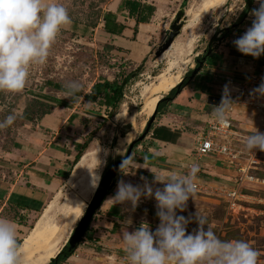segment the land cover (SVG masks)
<instances>
[{
	"label": "rangeland",
	"instance_id": "rangeland-1",
	"mask_svg": "<svg viewBox=\"0 0 264 264\" xmlns=\"http://www.w3.org/2000/svg\"><path fill=\"white\" fill-rule=\"evenodd\" d=\"M121 1L59 0L68 9L72 23L58 33L45 63L32 66L26 86L21 92H0V121L10 114L16 116L12 126L0 130V177L10 182L8 193L0 190V202L1 198L7 197L28 207L23 211L25 220L12 221L17 229V237L21 240L39 219H44L41 224L43 232L51 240L57 241L61 250L85 214L106 167L124 158L131 143L147 129L152 114H146L143 105L150 96L152 86L159 81V75L163 73L168 77L181 73L183 78L186 72L195 68L196 57L202 55L209 46L215 30L218 28L223 31V28L237 23L246 3V0H222L221 3L208 5L207 0H141L155 5L157 13L149 24L141 25L139 32L134 34L132 28L135 20L127 12L118 11ZM252 10L239 25L232 28L226 38L220 32L212 48L219 52L222 50L223 53L229 50L228 58L234 55L231 52L233 41L243 35L237 34L235 30L249 23L250 26L243 28L244 33L251 27L250 20L254 19L250 15ZM108 11L117 13L118 19L132 30H126L119 36L108 34L104 30L103 19ZM171 37V43L165 49ZM215 57L212 63L219 60L218 56ZM261 57L264 59V55ZM207 62L210 63V59ZM140 65L141 71L125 86L124 98L113 114L109 113L111 107H106L101 100L92 102L85 97L99 78L121 81ZM49 80L62 85L70 81L79 82L82 94L69 97L68 93L50 86ZM42 102L48 103L51 108L40 104ZM46 108L50 112L44 115L42 112ZM248 112L246 120L235 118L234 129L237 133L226 140L239 152L240 163L246 167L249 166L252 152L245 149L244 138L255 129L264 133L262 113L257 110ZM73 113L78 115V121L67 128L64 120ZM131 129L132 135L127 136L126 132ZM146 136L138 146L133 147L131 154L136 161L140 160L139 151L146 148ZM88 137H91L89 146L83 151L88 154L82 155V159L69 170L67 177L63 176L64 180L59 184L30 177L27 173L26 166L30 163L44 161L56 165V161L59 162L56 156L58 151L71 149L76 139L84 142ZM32 139L43 141L42 152H36L29 158L26 154H32L35 148ZM253 158L255 162L245 171L239 170V159L230 163L225 158L222 160V166L226 168L223 172L216 174L210 168L207 172L202 170L205 173L200 175L203 186L209 183L214 191L216 188L238 191L234 203L230 197L212 192L211 189L200 190L189 199L186 209L177 214L189 217L194 216L196 211L200 212L219 238L249 242L259 252L257 264H264V151L255 150ZM54 159L56 161L53 162ZM151 163L155 165L154 171L164 170L160 163ZM136 170L135 167L125 168L123 172L128 173L125 174L119 169L114 179L113 195L120 180L143 185L142 175L132 174ZM244 173L248 177L243 176ZM144 178L151 182L153 174H146ZM156 187L162 188L163 185H154V190ZM1 205L0 218H5ZM115 205L120 206L117 211L112 210V201H104L94 214L89 228L90 233L102 236L108 234L105 233V230H109L104 225L106 222L120 225L119 229L117 226L110 230L106 239L86 235L88 239H82L83 242L72 255H79L80 259L87 250H96L99 258H93L94 262L123 264L126 252L122 232L126 229L131 232L142 223L148 225L154 222L156 218L150 212L157 211L156 201L154 198H142L134 210L131 204ZM155 222H159V219ZM197 227L195 222L190 223L187 233ZM86 240L87 243H84ZM34 247V254H38L39 251ZM20 257L21 264H25L23 255ZM68 262L74 264L78 259Z\"/></svg>",
	"mask_w": 264,
	"mask_h": 264
},
{
	"label": "clouds",
	"instance_id": "clouds-1",
	"mask_svg": "<svg viewBox=\"0 0 264 264\" xmlns=\"http://www.w3.org/2000/svg\"><path fill=\"white\" fill-rule=\"evenodd\" d=\"M257 3L259 7L251 13V27L233 41L240 53L253 58L264 55V0ZM71 23L68 9L59 0H0V92H21L32 66L45 63L58 33ZM66 88L71 97L80 91L81 85L70 81ZM253 91L264 96V82ZM232 104L226 85L220 105L212 111L218 123L226 124ZM15 119L14 114L8 115L0 121V130L12 126ZM244 147L252 153L264 151V133L255 129L244 138ZM143 164L137 163L131 154L119 167L123 172L139 165L150 170L153 180L141 177L143 185L120 180L115 195L109 199L113 205L131 204L133 210L142 198L156 201L159 225L155 231L142 223L134 231L122 232L125 264H257L259 252L249 242L219 238L198 211L189 217L177 214L186 209L197 191L198 164L193 163L186 173L170 174ZM157 184L163 187L154 190ZM193 222L198 227L187 233V226ZM20 247L15 224L0 218V264H21Z\"/></svg>",
	"mask_w": 264,
	"mask_h": 264
},
{
	"label": "crops",
	"instance_id": "crops-1",
	"mask_svg": "<svg viewBox=\"0 0 264 264\" xmlns=\"http://www.w3.org/2000/svg\"><path fill=\"white\" fill-rule=\"evenodd\" d=\"M257 2V0H256ZM254 6V7H253ZM252 9H256L259 7L258 3L253 4ZM123 12V11H122ZM126 12V11H124ZM157 8L151 19L156 17ZM252 13V12H251ZM252 16V14H250ZM253 17V16H252ZM251 19V18H250ZM250 24L252 21L250 20ZM147 23H141V25H146ZM245 26H250L249 23L245 24L235 30L238 32L237 34H244L242 30ZM132 30L127 27L126 30ZM123 32V33H124ZM139 32V31H138ZM110 34V33H108ZM114 35V34H111ZM119 36V35H115ZM236 47L232 46L231 49L235 50ZM228 49V48H227ZM229 51V50H228ZM228 51L225 50L224 53L222 50L214 52L218 55L219 60L215 63L206 62L203 64L202 68L196 73L193 74L192 77L188 80L187 84L183 87V89L178 92L173 99L163 104L161 110L157 113L155 120L152 123V130L146 136L147 144L146 148L143 151H139L140 160L137 163L143 164L144 167H151L154 169L155 163H160L162 166V170L165 174H170L171 172H180L184 173V167L190 164L193 159V151L195 145L201 135L202 132L207 128L208 122L214 118L212 111L215 107L219 106L222 101V90L223 86L226 84V77H247V73L253 71L256 67L255 58L242 55H230L228 58ZM213 52V53H214ZM230 52V51H229ZM226 58H228L227 61ZM260 60H264L261 56ZM263 63V62H262ZM217 77H221L222 80H218ZM220 79V78H219ZM168 93V92H167ZM166 93V94H167ZM249 110H241L237 109L233 112V122L235 118H239L240 120H246L249 116ZM76 114V113H73ZM47 115V114H46ZM72 115V114H71ZM70 115V116H71ZM68 116L64 120V125L66 126V121L70 117ZM78 120L75 119L71 124L67 126L69 128L71 125L76 123ZM235 124V123H234ZM154 129H157L158 135L155 136ZM38 138H43L38 136ZM34 143L33 153L26 154L27 157L34 155L36 152H42L41 147L43 141L41 139H32ZM83 142L82 139H76V142L72 143V148L67 149L66 151H58L56 156L59 158V162L55 159L53 160L57 162L56 165H50L47 162H38V163H30L26 167L27 173L30 177H36V179L46 180L53 183H60V181L64 180V172L69 171L71 167L69 166L70 162H73L75 159V155L77 154V149L75 148V143ZM142 146V145H141ZM72 156L74 158L72 159ZM144 158L147 160L144 162ZM210 159V160H209ZM40 160V159H34ZM224 159L218 155H211L203 159L201 165L203 166L204 172L208 171V168L215 171L218 174L219 171L223 172L226 168L222 166ZM212 161V162H211ZM8 162V161H6ZM44 162V163H43ZM17 164V163H15ZM19 165V164H18ZM59 168V169H56ZM137 170L132 172L134 175L144 177L146 174H152L150 170L146 168H139V165L135 167ZM49 174L53 177L52 180L47 178H42L41 174ZM205 174V173H202ZM220 174V173H219ZM113 192H111L104 201H109L111 197H113ZM103 201V202H104ZM120 206L113 205V211H117ZM92 223V222H91ZM106 222L104 225L109 228V230H105V233L110 234V230H114L117 226L119 229L120 225L114 228L112 225L114 223ZM89 235L94 236L96 238L102 237L103 239L107 238L108 234H103L102 236L99 233H90ZM86 236V239H88ZM83 242V241H82ZM97 242L101 243L100 239H97ZM87 243V240L84 241ZM92 248V247H91ZM81 250V247L78 248V251ZM86 251V250H85ZM87 250V254L83 253L79 259V255H72L69 260L74 258L78 259V262L74 264H98L94 262L93 258H99L97 252ZM98 255V256H96ZM101 257V256H100ZM66 262L64 264H70V262ZM73 264V263H72ZM104 264V263H102ZM107 264V263H106Z\"/></svg>",
	"mask_w": 264,
	"mask_h": 264
},
{
	"label": "trees",
	"instance_id": "trees-1",
	"mask_svg": "<svg viewBox=\"0 0 264 264\" xmlns=\"http://www.w3.org/2000/svg\"><path fill=\"white\" fill-rule=\"evenodd\" d=\"M253 2H254V0H246L245 8L243 9V11L241 12V14L238 18L239 21L237 23H235L232 27L223 28L222 29L223 31H220V29H218V28L215 30V33L212 35V37L210 39L209 46L206 47V49L202 53V55H198L196 57L195 68L186 72L185 75L183 76L182 80L175 87H173L166 95H164L163 97L160 98V100L157 104V113L161 110V107L163 106V104H165L166 102L173 99V97L183 89V87L187 84L188 80L192 77V75L196 74L201 69L202 63L204 64L206 62V59L207 60L210 59V62H211V60L213 58L214 59L217 58L215 56H218V55L214 52V49L212 47H213V42L216 40L218 34L220 32H222V34L224 36L223 38H226L229 35L232 28L234 26L239 25L241 23V21L243 20V18L249 13V11L252 9ZM118 11H120V12L126 11L128 13V16L131 19L135 20V25H134V28H132V29L134 31V34H137L139 31V25L141 23L150 22L152 16L154 15V13L156 11V6L153 4L144 3L141 0H122L119 7H118ZM103 19H104V30L110 34L122 35L124 30L128 27L123 21H120L118 19L117 13L112 12V11L106 12L103 16ZM231 52H232V54H236L237 56L242 55V54H240V52L236 48H235V50L231 49ZM247 56L252 57L250 55H247ZM255 60H257V62L260 64L262 62H264V60H260V58H255ZM141 68H142V66L140 65L134 71L128 73L121 81L118 79L109 80L106 77L99 78L91 87V91L89 93L85 94V97L92 102H96L97 100H101L102 104H104L106 107H111L112 110L109 111V113L113 114V111L118 108V106L120 105L121 101L124 98L125 86L131 80V78L136 76L141 71ZM48 82H49V85L52 86L53 88H55L59 91L68 93V89L66 88V85H62V83H58V82H55L53 80H49ZM81 94H82V91L80 90L75 95L80 96ZM40 104H44V106H48V103L42 102ZM49 108H51V106ZM49 108L44 109L42 113L44 115L48 114L50 112ZM77 117H78V115L72 114L67 119L66 126L71 124L75 119H77ZM152 127H153L152 124L149 127L147 126L148 130L147 131L145 130L147 135L152 130ZM153 134L155 136L158 135L157 129H154ZM90 138L91 137H88L84 142L75 143V148L77 149L78 152L75 155V159L73 160V162L69 163V166L71 168L75 165V163L77 164V162L80 160V158L84 154L85 150L88 148ZM141 141H142V138H140V137L137 138L134 141V147L138 146L141 143ZM112 164L113 163H110L106 167L105 172L112 166ZM68 175H69V171L64 172L65 177H67ZM40 176L42 178H47L50 180L53 179V177L47 173L41 174ZM9 184H10V182H8L7 180L2 179L0 177V190H1V192L8 193L9 186H10ZM112 189L110 190L109 194L112 192ZM0 204H2L1 209L4 210V217L5 218H7L11 221H14V220L16 221L18 219L20 222L25 220L26 217H25V214L23 213V211H24V209H28V207L25 206L20 201L9 200L6 197V198H1ZM150 213H151V215H154V217L156 218L155 221H157L158 217L156 216V212L154 211L152 213V211H151ZM116 226H117V224L114 223V228ZM86 235H87V233H86ZM17 238L21 244L23 239L21 240L19 237H17ZM76 249H77V247H73L67 242L61 248V250L56 255V257L52 258L48 264H64V263H66L68 261V259L72 256V254L75 252Z\"/></svg>",
	"mask_w": 264,
	"mask_h": 264
},
{
	"label": "built area",
	"instance_id": "built-area-1",
	"mask_svg": "<svg viewBox=\"0 0 264 264\" xmlns=\"http://www.w3.org/2000/svg\"><path fill=\"white\" fill-rule=\"evenodd\" d=\"M220 78V79H219ZM218 80H222L221 77H217ZM225 85L223 86L222 95L224 93V88L227 85L228 92L230 95L233 104L230 107L228 112L226 124H220L217 120L212 118L207 125V128L204 132L201 133L194 151V159L193 161L185 166L186 173L189 167L195 163L199 165V172L197 174L198 179L196 181L198 187L197 191L204 190L217 192L218 194L226 195L231 198L232 203L233 199L238 196V191L235 189L227 190L224 188H216V191L213 190L212 185L208 183V185L203 186L202 182L200 181L203 166L201 165V160L211 156V155H218L222 158H225L230 163H235L236 159H239L240 154L239 152L232 147V145L226 140L235 135L237 132L234 129V122H233V112L240 108L241 110H257L262 113L264 116V96H260L257 93H254V89H256L262 82H264V62L258 63L256 62V67L254 68L253 72L248 73L247 77L237 78V77H226L225 78ZM222 137V138H221ZM221 138V139H219ZM251 157H249L248 165L250 166L252 162H255L256 159L253 158V153H250ZM240 159L238 161V168L239 170H247L249 166H243L240 163ZM243 176L248 177L247 173H244ZM159 222H152L148 224L150 230L155 231L158 227ZM83 239H86L84 237ZM126 256L124 257L123 264H125Z\"/></svg>",
	"mask_w": 264,
	"mask_h": 264
},
{
	"label": "bare ground",
	"instance_id": "bare-ground-1",
	"mask_svg": "<svg viewBox=\"0 0 264 264\" xmlns=\"http://www.w3.org/2000/svg\"><path fill=\"white\" fill-rule=\"evenodd\" d=\"M207 1L208 5H215L216 3L222 2V0ZM181 78V73L174 74L168 77L163 73L160 74L159 81L152 86L150 90V96L148 97V99H146L143 105V111L146 114L151 115L154 112L156 105L163 94H166L173 87H175L181 81ZM132 133V129L126 132L127 136H131ZM87 154L88 152L83 154V156ZM42 221H44V219H39L36 222L35 226L22 240L19 251L20 255H23L25 264H48L51 259L56 257V255L59 253L58 242L53 241L49 236H46L41 228ZM33 247L39 251L38 254H34Z\"/></svg>",
	"mask_w": 264,
	"mask_h": 264
},
{
	"label": "water",
	"instance_id": "water-1",
	"mask_svg": "<svg viewBox=\"0 0 264 264\" xmlns=\"http://www.w3.org/2000/svg\"><path fill=\"white\" fill-rule=\"evenodd\" d=\"M171 40H172V37L170 38L169 43H167V45L165 46V49L171 43ZM156 115H157V105H156L154 112L149 117V120L147 123L148 127L153 123V121L156 118ZM147 130L148 129H146V131ZM146 131H144V133L141 135L140 138H144L147 135ZM133 147H134V143H131L127 151V154L124 158H126L128 155H131ZM124 158L119 159L115 163H113L112 166L103 174L100 180V183L95 191L93 199L87 205L85 214L80 219L73 234L71 235L70 239L67 241L71 246L78 247L82 239L86 236V233L88 231V228L91 225L94 214L96 213L97 209L101 206L103 201L106 199V197L109 195L110 190L115 186L114 179L117 176V172L120 169L119 166Z\"/></svg>",
	"mask_w": 264,
	"mask_h": 264
}]
</instances>
